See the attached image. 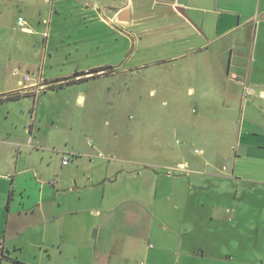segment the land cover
<instances>
[{
	"label": "crops",
	"instance_id": "obj_1",
	"mask_svg": "<svg viewBox=\"0 0 264 264\" xmlns=\"http://www.w3.org/2000/svg\"><path fill=\"white\" fill-rule=\"evenodd\" d=\"M23 3L40 7L46 26L23 17V26L17 22L22 32L42 35L48 45L71 37L72 51L84 62L90 53L114 47L136 53L147 36L161 38L156 46H146L161 56L140 65L155 62L159 75L188 76L183 80L187 93L202 106L192 119L195 135H208L200 124L217 119L216 144L201 138L204 147L195 149L197 157L185 142H168L167 135L177 131L194 136L187 126L179 129L183 124L177 120L185 116L174 112L168 129L155 133L156 142L137 143L136 151H147L142 155L149 159L129 166L116 151L104 155L110 146L103 137L89 138L87 148L57 149L49 142L53 129L46 117L23 110L21 119L0 124V264H264V0ZM113 39L120 46H113ZM108 66H84L78 77H102L119 65ZM29 77L25 82L22 76L14 88L23 87L35 101L49 87ZM6 86L0 94L12 90V82ZM159 155L168 161L158 160ZM161 166L168 170L163 178ZM167 181L170 186L164 188ZM214 182L226 197L218 204L225 209L222 221L227 213L232 224L213 223V212L212 223L195 219L193 202L202 205L197 198H210L207 189Z\"/></svg>",
	"mask_w": 264,
	"mask_h": 264
},
{
	"label": "rangeland",
	"instance_id": "obj_2",
	"mask_svg": "<svg viewBox=\"0 0 264 264\" xmlns=\"http://www.w3.org/2000/svg\"><path fill=\"white\" fill-rule=\"evenodd\" d=\"M23 1L25 0H0V89L12 82V90L0 94L2 97L0 124L15 121V116L21 119L23 110H27L28 113L38 112L40 116L46 117V124L53 129L56 137L53 138L52 134L49 142L57 149L66 150L74 147L73 144L87 148L89 138L95 141L103 137L104 142L110 146L106 147L109 152H104L105 156L115 155L111 150L116 151L119 157L128 160L124 164L135 167L137 165L133 161L149 159L143 156H147V151L142 153L136 151L137 143H144L147 146L156 142L155 133L162 127L168 129L173 121L171 114L174 112H181L185 116L177 120L183 124L179 129L187 126L195 137H188L177 131V135H167L168 142L175 145L185 142L190 150L189 154L197 157L199 152H195V149L204 147L201 138L210 139L211 144H216L212 134L215 133L217 119H209L200 124L201 131L208 135L202 137L195 135L198 134V126L192 119L200 114L202 106L196 97H191L187 93L183 80L188 76L183 77L176 71L173 72V77L164 73L159 75L160 67L155 62L152 65H140L142 61L152 59L155 61L161 56L157 50L151 49L149 52L146 48V46H156L161 38L147 36L144 39L145 44L136 53L132 49L128 54L121 53L120 49L116 50L114 47L106 53H90L86 56L88 61L84 62L72 51L75 45L71 37L51 39V44L48 45L47 39L42 35L22 32L17 25L19 16L32 20L37 26H46L42 16H39L40 7L26 6ZM56 26V22L51 25V33L56 32L53 29ZM112 43L113 46L117 43L118 46L121 44L115 39ZM121 47H124V44ZM11 49L12 53H10ZM97 64L111 65L108 69L119 66L102 77L79 79V74L85 73L84 66L92 67ZM26 73L32 79L37 78L38 82H45L47 84L45 86L49 87L43 90L35 101L34 98L32 101L28 100L27 94H23L21 90L23 87L14 88L17 80ZM79 95H83L85 99L79 100ZM7 96L13 98H6ZM30 103L33 105L30 106ZM225 120L227 122L233 119ZM225 127L229 129L228 126ZM182 132L186 133L184 130ZM221 145L223 150H227L228 145L225 142ZM214 149V154L219 153L217 145ZM159 156L161 158L158 160L168 161L167 156ZM56 162L57 158H55ZM158 170L161 177L162 172L168 171L162 166ZM127 176L129 177L130 174ZM162 186L168 188L170 182L167 181ZM207 190L210 198L203 196L196 199L200 200L202 205L193 202L195 219L200 223H212V215L209 213L213 212L215 217L213 223L232 224L227 220L229 216L227 213L223 221L220 216L225 209L219 205H223V200L226 198L222 194L220 184L218 186L216 182L211 183ZM131 193L128 191L125 194Z\"/></svg>",
	"mask_w": 264,
	"mask_h": 264
},
{
	"label": "built area",
	"instance_id": "obj_3",
	"mask_svg": "<svg viewBox=\"0 0 264 264\" xmlns=\"http://www.w3.org/2000/svg\"><path fill=\"white\" fill-rule=\"evenodd\" d=\"M19 23H20V25H24V23H25V20L23 19V17H20L19 18ZM24 81L25 82H29L30 81V77H29V75L28 74H25L24 76ZM247 89H249L248 91H250V92H254V89L253 88H251V87H248ZM68 155H65V157H64V160H63V163L64 164H67V162H68Z\"/></svg>",
	"mask_w": 264,
	"mask_h": 264
},
{
	"label": "water",
	"instance_id": "obj_4",
	"mask_svg": "<svg viewBox=\"0 0 264 264\" xmlns=\"http://www.w3.org/2000/svg\"><path fill=\"white\" fill-rule=\"evenodd\" d=\"M126 13L128 14V11L121 12V14H120V15H123V16H125V15H126ZM120 17H121V16H120Z\"/></svg>",
	"mask_w": 264,
	"mask_h": 264
}]
</instances>
